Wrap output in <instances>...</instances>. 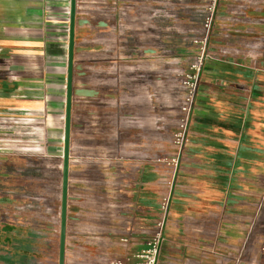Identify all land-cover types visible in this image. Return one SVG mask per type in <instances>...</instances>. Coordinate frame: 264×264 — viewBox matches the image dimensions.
Listing matches in <instances>:
<instances>
[{"label":"crops","instance_id":"obj_1","mask_svg":"<svg viewBox=\"0 0 264 264\" xmlns=\"http://www.w3.org/2000/svg\"><path fill=\"white\" fill-rule=\"evenodd\" d=\"M210 1L77 0L65 264L144 248L171 180L159 264H264V0H218L204 72L223 98L194 106L176 169L129 140L146 8L179 53ZM69 29L70 0H0V264H59Z\"/></svg>","mask_w":264,"mask_h":264},{"label":"rangeland","instance_id":"obj_2","mask_svg":"<svg viewBox=\"0 0 264 264\" xmlns=\"http://www.w3.org/2000/svg\"><path fill=\"white\" fill-rule=\"evenodd\" d=\"M149 2L150 0H146V4ZM148 17L149 10L146 8L145 74L142 73V63L135 62L134 119L129 123V128H133L134 134L129 136V140L133 141L136 152L148 153L150 161L161 159L160 162L168 164L173 157L171 153L179 151L174 140L182 129V120L187 119L182 108L190 94L189 84L194 80L195 71L192 68L196 61L194 56L197 58L201 48L195 42L184 43L176 39L180 43L179 53H176L170 40L158 38L160 33L149 27ZM208 59L209 57L204 60L197 82L194 105L187 123L180 158L191 143L192 134H197L196 132L199 131L194 106L200 104L201 99L210 101L223 98L222 91H214V87L210 85L211 82L219 83L218 79L209 78L207 72H204L209 65ZM112 76L117 75L112 73ZM111 109L114 110L113 105ZM110 115L113 116V112ZM122 130L126 134V128ZM120 131L118 122L113 121V118L110 120L104 117V134H120ZM137 156L138 154L136 159ZM162 213L159 206V218ZM164 243H166L165 238L163 246Z\"/></svg>","mask_w":264,"mask_h":264},{"label":"built area","instance_id":"obj_3","mask_svg":"<svg viewBox=\"0 0 264 264\" xmlns=\"http://www.w3.org/2000/svg\"><path fill=\"white\" fill-rule=\"evenodd\" d=\"M217 4H218V0L210 1V4L207 7L206 17L203 22V34L197 37L196 39H194V42L200 45L201 50L196 58L194 65L192 66V68L195 71L194 80L191 81L189 84L190 94L187 96L186 100L184 101L182 108L184 113L187 115V119L186 121L185 119L182 120L183 121L181 126L182 129L178 134H176L174 140V143L179 150L177 156L172 158L171 160V163L174 164L175 169L179 164L181 149L183 147L185 140L187 123L190 118L194 105V99L197 90V82L199 79V75L201 73L204 60L209 57L208 43L210 41ZM173 174H175V171ZM169 183H170V189L166 193V195L162 198L161 201V209L163 213L157 222L155 233L148 238L145 247L135 251L131 257L115 258L110 262V264H159L161 250L164 241V226L170 206V199H171L170 192H171L172 180ZM238 262L239 260H237L236 263H232V264H238Z\"/></svg>","mask_w":264,"mask_h":264},{"label":"water","instance_id":"obj_4","mask_svg":"<svg viewBox=\"0 0 264 264\" xmlns=\"http://www.w3.org/2000/svg\"><path fill=\"white\" fill-rule=\"evenodd\" d=\"M76 16H77V0H70L69 57H68V75H67V93H66L67 96H66V114H65V141H64V154H63L62 201H61V216H60L61 225H60L59 264H65V252H66Z\"/></svg>","mask_w":264,"mask_h":264}]
</instances>
